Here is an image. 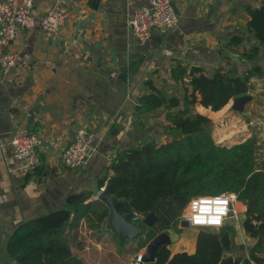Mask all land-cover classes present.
Instances as JSON below:
<instances>
[{
	"label": "crops",
	"instance_id": "crops-1",
	"mask_svg": "<svg viewBox=\"0 0 264 264\" xmlns=\"http://www.w3.org/2000/svg\"><path fill=\"white\" fill-rule=\"evenodd\" d=\"M172 1L177 25L141 44L128 21L147 0H34L35 27L19 30L10 47L16 64L8 74H0V264H15L6 246L23 222L68 209L66 199L73 194L93 192L90 201L97 200V180L118 150L139 145L151 135L156 144L166 143L167 136L159 133L165 127L164 113H138L135 107L148 79L170 93L168 75L176 63L187 68L188 78L192 67L193 73L201 69L206 76L219 68L234 75L255 74L250 80L252 100L242 114L232 111V101L216 112L200 105L195 110L213 122L212 137L218 144L233 146L255 136L264 161V50L252 60L241 57L256 44L248 34V8H260L262 0ZM48 10L66 15L52 38H46L37 23ZM236 36L242 44L231 45ZM141 56L144 60L134 74L120 71ZM18 129L36 130L42 138L38 174L26 172L13 157L11 139ZM79 130L93 134L97 149L87 164L68 168L59 156ZM235 207L240 220L227 219L225 224L234 227L236 236L241 229L244 244L239 246L235 237L239 248L223 258H238L242 264L256 241L242 228L245 205L237 202ZM180 223L167 231L176 239L166 247L171 255H192L197 232L203 229L194 232ZM73 234L70 250L83 264H131L150 242L144 235L120 247L105 222L97 228L82 220ZM258 256L261 261L254 264H264V252Z\"/></svg>",
	"mask_w": 264,
	"mask_h": 264
},
{
	"label": "trees",
	"instance_id": "trees-1",
	"mask_svg": "<svg viewBox=\"0 0 264 264\" xmlns=\"http://www.w3.org/2000/svg\"><path fill=\"white\" fill-rule=\"evenodd\" d=\"M248 34L256 44L241 53L252 60L264 50V0L258 9L248 8ZM241 37H233L230 44H242ZM251 71L234 75L231 71L215 69L206 76L197 69L188 78V70L180 63L171 66L167 94L154 80L142 83L135 111H162L166 143L156 144L151 136L139 145L118 150L97 180L98 189L121 204L118 212L128 222L134 215L154 216L152 227L145 234L146 242L178 225L179 218L192 198L236 195L245 205L244 233L255 242L248 249L242 264L261 261L264 252V162L255 136L233 146L218 144L212 137L213 122L196 112L200 105L216 112L234 98L253 91ZM189 79V80H188ZM153 130L152 132H155ZM32 133L36 134L34 130ZM39 156V155H38ZM32 172L39 173L42 166ZM36 175V174H35ZM93 192H81L67 197L68 209H58L23 222L6 246L15 264H83L70 250L73 237L82 220L89 227L106 222L108 209L98 199L90 201ZM236 230L228 223L217 231L197 232L196 249L171 255L162 246L153 264H218L225 252L235 248ZM144 247V243L142 244Z\"/></svg>",
	"mask_w": 264,
	"mask_h": 264
},
{
	"label": "built area",
	"instance_id": "built-area-1",
	"mask_svg": "<svg viewBox=\"0 0 264 264\" xmlns=\"http://www.w3.org/2000/svg\"><path fill=\"white\" fill-rule=\"evenodd\" d=\"M34 0H0V74L6 75L16 64L17 55L10 47L21 28L31 29L35 27V20L32 17ZM66 15L56 10L46 11L38 20V25L46 38L56 36L64 23ZM178 23V16L175 12L172 0H147V6L136 10L130 20L128 27L131 34L141 44L149 42L152 33L157 31L165 34ZM42 145V138L38 134L24 130H16L11 139L12 153L26 172H31L40 166L38 156L39 148ZM97 145L94 143L93 134L79 130L72 141L62 150L59 159L65 167L76 168L85 165L96 152ZM104 188H100L99 194ZM98 194V195H99ZM233 193H224L218 196H200L192 198L182 212L179 222L188 221L190 227L197 229H219L227 219L240 220L239 212L232 200ZM220 197L228 200V212L220 225H199L192 223L191 217L198 214V208L203 198ZM141 216L134 215L132 223H139ZM142 263L141 255L135 258L131 264Z\"/></svg>",
	"mask_w": 264,
	"mask_h": 264
},
{
	"label": "water",
	"instance_id": "water-1",
	"mask_svg": "<svg viewBox=\"0 0 264 264\" xmlns=\"http://www.w3.org/2000/svg\"><path fill=\"white\" fill-rule=\"evenodd\" d=\"M93 1L95 4V0ZM158 34L159 33L157 31L152 33L153 36H157ZM144 57L145 56H141L139 58L131 59L129 64L122 67L120 71L124 73L127 69H129L131 74H134L139 68L140 63L144 60ZM194 70L195 68L192 67L189 76H192ZM251 100L252 97L249 94L234 98L231 102V109L242 114L245 106L250 103ZM97 199L108 209L105 229L117 237L120 247H123L126 241H133L143 237L154 223V216L152 215L147 216L140 223L128 222L125 217L118 212V206L121 202L110 196L107 188H104L103 192L97 196ZM180 226L181 228H190L188 221H181ZM175 239L176 235H170L167 231L158 234L146 245L144 254L141 256L142 262L147 264L154 263L158 250L162 246L170 244ZM218 264H240V260L232 257L223 258L222 256Z\"/></svg>",
	"mask_w": 264,
	"mask_h": 264
},
{
	"label": "clouds",
	"instance_id": "clouds-1",
	"mask_svg": "<svg viewBox=\"0 0 264 264\" xmlns=\"http://www.w3.org/2000/svg\"><path fill=\"white\" fill-rule=\"evenodd\" d=\"M235 200V194L231 197ZM228 212V200L221 199L220 197L203 198L198 208V214L185 217L190 219L192 223L199 225H220L223 218Z\"/></svg>",
	"mask_w": 264,
	"mask_h": 264
},
{
	"label": "rangeland",
	"instance_id": "rangeland-1",
	"mask_svg": "<svg viewBox=\"0 0 264 264\" xmlns=\"http://www.w3.org/2000/svg\"><path fill=\"white\" fill-rule=\"evenodd\" d=\"M233 111V110H232ZM230 113H232L233 115H234V113L233 112H230ZM236 114V113H235ZM222 124V123H221ZM223 126H224V124H222ZM225 133H227V132H224V135H225ZM223 135V136H224ZM264 162V161H263ZM235 223H237V222H235ZM177 226H179V224L177 225ZM194 232H196V229L194 228V229H192ZM239 230V233L237 234V236H236V241H237V243H238V245L239 246H242L243 244H244V236L242 235V232H241V229H238ZM213 231H215V230H213ZM177 232V231H176ZM236 247L235 248H239V246H237V245H235ZM239 250H237L236 252H238Z\"/></svg>",
	"mask_w": 264,
	"mask_h": 264
}]
</instances>
